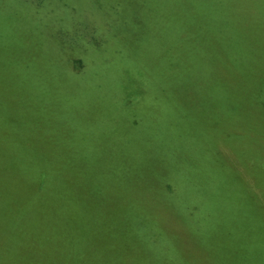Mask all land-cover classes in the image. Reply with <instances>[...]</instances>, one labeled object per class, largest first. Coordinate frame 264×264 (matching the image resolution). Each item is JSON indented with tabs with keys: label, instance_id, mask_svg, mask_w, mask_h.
Wrapping results in <instances>:
<instances>
[{
	"label": "rangeland",
	"instance_id": "obj_1",
	"mask_svg": "<svg viewBox=\"0 0 264 264\" xmlns=\"http://www.w3.org/2000/svg\"><path fill=\"white\" fill-rule=\"evenodd\" d=\"M250 4L229 71L236 27L212 7L0 0V264H264Z\"/></svg>",
	"mask_w": 264,
	"mask_h": 264
},
{
	"label": "trees",
	"instance_id": "obj_2",
	"mask_svg": "<svg viewBox=\"0 0 264 264\" xmlns=\"http://www.w3.org/2000/svg\"><path fill=\"white\" fill-rule=\"evenodd\" d=\"M253 1H259L260 2V1H264V0H245L246 4L242 0H232V2L229 4V11H226L227 2L225 0H185L186 4L191 5L193 7H195L194 6L195 4L197 6H199L201 4V6H203L205 8L212 7L214 10H217L219 13L222 14L220 17L221 21H229L231 24L233 23L234 26L236 27V28L231 27L226 31L227 37H228L227 50L229 48H231L230 52L235 53L234 57L236 58V62H234V60L232 58L231 59L228 58L229 61L232 63L231 65H233L235 67V68H233L229 64V66H231V67H226L229 71H234V69L241 70L237 66L239 64H241L244 60H246L249 56L248 49L246 48L247 46L242 43V38H243L242 32L247 30V26H249V24H247L246 20L249 16H251L252 11H250V12L247 11L246 12L247 14H244V15L243 14L241 15L240 12L242 11L243 8L244 9H247L246 7L251 8L250 3ZM211 3L215 4L216 6L214 7L213 5H211ZM255 15H256L254 18L255 22H264V21H260L259 12H256ZM88 40H90V38H88ZM76 56H77V58H80V55H76ZM251 56H252V61H253L254 55L251 54ZM71 58L70 59H71V63H72L73 62V56ZM77 58L75 59L77 62L76 61L73 62L71 64V66L74 65V66H72V69L76 68L75 70H77V71H73V72H75L76 74H79L82 72V70L84 68H86V65H85L86 63L84 64V63L79 62L80 60L78 61ZM214 58H215V61L212 65L211 71L217 70V67H215L216 63H217L216 56H214ZM84 65H85V67L79 70V68L83 67ZM128 99H130V96L127 97L125 102H128L129 101ZM12 156L14 157V154ZM39 179H42V178H39ZM166 186L169 188V190L172 188L168 182H166Z\"/></svg>",
	"mask_w": 264,
	"mask_h": 264
}]
</instances>
